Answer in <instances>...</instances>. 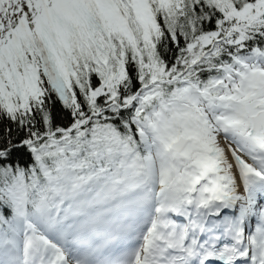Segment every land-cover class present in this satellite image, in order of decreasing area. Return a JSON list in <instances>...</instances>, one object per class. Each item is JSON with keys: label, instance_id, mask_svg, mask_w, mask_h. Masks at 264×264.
<instances>
[{"label": "snow or ice", "instance_id": "6c2138e0", "mask_svg": "<svg viewBox=\"0 0 264 264\" xmlns=\"http://www.w3.org/2000/svg\"><path fill=\"white\" fill-rule=\"evenodd\" d=\"M0 264H264V0H0Z\"/></svg>", "mask_w": 264, "mask_h": 264}]
</instances>
